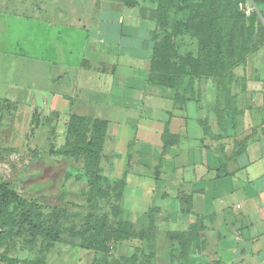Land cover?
Listing matches in <instances>:
<instances>
[{
	"label": "crops",
	"instance_id": "obj_1",
	"mask_svg": "<svg viewBox=\"0 0 264 264\" xmlns=\"http://www.w3.org/2000/svg\"><path fill=\"white\" fill-rule=\"evenodd\" d=\"M124 7L118 0H0V86L4 87L0 99L11 84L20 96L37 95L38 100H30L47 109L96 112L90 117L118 129L110 134L114 142L120 137L119 126L133 127L131 139L116 157L157 159L151 174L143 173L157 179L167 173L182 180L190 163L176 164L175 159L192 158L195 163L201 146L212 158L226 157L215 168L205 164L208 173H193L203 185L195 189L206 192L205 204L210 207L204 217L210 247L221 264H264V68L250 66L259 60L264 44L222 80L213 76L195 80L186 93L190 100L176 104L174 90L150 80V30L139 31L138 10ZM132 30L138 38L131 36L127 45L139 42L145 49L136 57L129 55L134 62L124 59L125 52L113 50L120 36H130L126 32ZM140 72H145L144 89L137 81ZM201 90L210 95L200 97ZM190 107L198 113L193 122L202 127L204 136L188 130L192 123L184 111ZM132 111L142 125L131 124ZM210 133L213 138L217 135L218 141L212 143H222V150L210 149ZM137 142L153 147L156 154L146 155L149 150Z\"/></svg>",
	"mask_w": 264,
	"mask_h": 264
},
{
	"label": "rangeland",
	"instance_id": "obj_2",
	"mask_svg": "<svg viewBox=\"0 0 264 264\" xmlns=\"http://www.w3.org/2000/svg\"><path fill=\"white\" fill-rule=\"evenodd\" d=\"M142 4L144 7L145 4ZM240 8L247 16L253 15L250 2L240 3ZM138 22L139 31L151 29L153 34L159 32L155 31L157 25L149 19H138ZM253 25L254 41L255 29L261 28V23L254 21ZM134 32H126L130 36H120L119 42L113 44L114 51H119L120 55L125 52L128 55H124V59L132 62L133 58L129 55L136 57L145 50L139 42L127 45L131 36L138 38ZM261 32L257 39L260 43L264 41V33ZM257 46L250 43V48ZM181 47L182 50H194V55L197 53L194 41L183 43ZM258 55L259 60L250 62V66L255 65L256 70L262 71L264 50ZM140 74L137 81L144 89L147 85L142 79L145 72ZM41 82L45 84V80ZM12 87L15 86L8 85L7 94H2L3 99H0V181L9 183L23 197L36 200L46 212L54 208L52 217L61 233L60 240L46 251L40 240L30 243L27 236L17 235L0 220V255L17 258V264H24L26 260H34L35 264H133L136 258L134 264H216V255L212 252L214 246L210 247V229L207 230L204 221L210 207L205 204L206 192L195 189L203 185L196 181L193 173L201 175L207 170L205 164L215 168L226 162V157L214 155L212 158L205 147L195 141L202 147L199 154L196 151L195 163H191L192 158L175 159L176 164L181 161L190 163L187 166L190 168L185 169L189 175L181 180V177L166 173L157 179L143 174H151L153 167L150 166H158L157 159L116 157V151L125 148L126 139H131L133 127L119 126L120 137L118 142H114L110 134H115L118 129L107 124L106 137L101 146L103 156L97 163L93 158L91 163L92 159L81 151L82 143L79 142L78 146V139L74 143L70 138L67 125L72 113L82 117L97 115L96 112L47 109V105L41 106L30 100H38L37 95L20 96ZM2 89L4 87L0 86V92ZM207 94L210 95L209 90L199 92L200 97L206 98ZM215 94L222 95V92L216 90ZM143 97L141 94L137 105L141 104ZM133 113L128 119L133 121L132 125H137L141 120H136ZM109 114L114 115V112ZM197 114L192 107L184 111L188 122L192 123L188 130L204 136L202 127L193 122ZM207 121L210 124L209 119ZM113 123L116 125V122ZM88 129L84 136L86 141L93 135L91 128ZM213 139L218 141L217 135L213 138L210 133V149L222 150L223 144L212 143ZM137 146H145V150L150 152L146 155L156 154L151 146L141 142H137ZM97 147L100 146L95 144L94 148ZM202 198L204 200L200 201ZM123 227L131 233V237L122 235L120 230ZM246 233L250 234L249 229ZM230 242L228 239L226 243ZM144 251L150 253L151 258L145 256ZM0 264L3 263L0 261Z\"/></svg>",
	"mask_w": 264,
	"mask_h": 264
},
{
	"label": "trees",
	"instance_id": "obj_3",
	"mask_svg": "<svg viewBox=\"0 0 264 264\" xmlns=\"http://www.w3.org/2000/svg\"><path fill=\"white\" fill-rule=\"evenodd\" d=\"M118 1L125 7L138 8L141 21L149 19L157 25L155 31L159 32L153 34L149 29L150 80L158 86L174 90L173 99L176 104L182 105L190 100L192 96H186V93L190 94L195 80L210 76L222 80L231 74L235 67L244 64L248 55L264 44V41H257L258 34L261 31L264 33V0ZM142 2L146 7H142ZM243 2L251 3L253 15L247 16L240 8V3ZM254 21L260 22L261 28L255 29L256 38L253 41ZM191 41L196 43L195 55L194 50H182L181 47L183 43ZM252 42L254 46H258L250 48ZM71 116L67 125L70 138L74 143L78 139V146L82 143L81 151L92 159L91 163H97L103 156L101 146L106 137L105 128L108 122L96 117H81L74 113ZM85 127L91 128L93 133L88 141L84 138L87 131ZM95 144L100 147L94 148ZM97 169L99 170L98 167ZM44 208L36 200L20 195L9 183L0 181V220L3 225H8L17 235L27 236L30 243L40 240L44 246L43 250L47 251L60 240L61 232L52 217L55 209L46 212ZM120 231L122 235L131 237L126 228L123 227ZM143 254L150 258L152 256L145 251ZM0 261L3 264L18 263L17 258L2 255ZM215 262L221 264L218 260ZM35 263L34 260H26L24 264Z\"/></svg>",
	"mask_w": 264,
	"mask_h": 264
}]
</instances>
